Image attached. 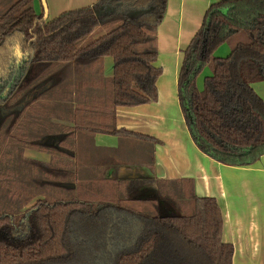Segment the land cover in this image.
<instances>
[{"label":"trees","instance_id":"1","mask_svg":"<svg viewBox=\"0 0 264 264\" xmlns=\"http://www.w3.org/2000/svg\"><path fill=\"white\" fill-rule=\"evenodd\" d=\"M166 9L167 0H98L47 21L34 0H18L0 13V264H91L113 252L114 264L233 263L218 201L198 196L192 179L108 178L100 164L85 167L77 142L89 130L158 143L115 120L118 106L158 100ZM203 22L180 72L188 126L216 161L253 165L264 155V100L252 87L264 81V0H222ZM97 27L105 32L93 37ZM222 45L225 56L216 54ZM61 87L65 100L43 99ZM27 147L52 161L26 158ZM150 183L156 196H131ZM162 202L177 213L161 214Z\"/></svg>","mask_w":264,"mask_h":264},{"label":"crops","instance_id":"2","mask_svg":"<svg viewBox=\"0 0 264 264\" xmlns=\"http://www.w3.org/2000/svg\"><path fill=\"white\" fill-rule=\"evenodd\" d=\"M96 1L47 0L49 19ZM220 1L167 0L157 32L155 64L162 69L157 81L158 100L116 108L117 128L155 138L158 143L89 130L82 131L77 142L87 163L85 167L100 164L105 167L108 178V173L115 168L138 164L147 170L146 174L127 179H192L198 196H211L218 201L223 213V240L235 247L232 264H264V155L249 166L216 161L195 143L180 100L179 79L185 51L201 30L207 11ZM34 8L39 14L44 11L40 0H34ZM97 29L98 36L104 34L103 27H97L94 32ZM219 49H222L221 54L230 52L227 45ZM113 64V58H105L106 76H112ZM207 75H211V71L205 67L197 79L199 89L203 88ZM252 87L264 100V81L254 82ZM134 143L139 147L135 152L132 150L130 160L126 155L135 147ZM149 195L156 196L157 192L152 190Z\"/></svg>","mask_w":264,"mask_h":264},{"label":"rangeland","instance_id":"3","mask_svg":"<svg viewBox=\"0 0 264 264\" xmlns=\"http://www.w3.org/2000/svg\"><path fill=\"white\" fill-rule=\"evenodd\" d=\"M16 1H18V0H0V13L2 14V13H4V12H6V10H7V7L9 6V5H11V4H13V3H15ZM47 21L49 20V21H52V20H54V19H49V16L47 17V18H45ZM45 20V21H46ZM98 29L94 32V34H93V37H96V36H98ZM222 53V49H218L217 50V52H216V54H221ZM221 55H227V53L226 54H221ZM104 67V69H105V65L103 66ZM109 73H107V75H108ZM104 76L105 77H107L106 75H105V70H104ZM107 78H109V77H107ZM74 83H75V80L72 82V83H70L71 85H74ZM57 88V87H56ZM70 89H73V87H71ZM55 90H57V91H55ZM54 91H50V92H48V93H45L44 95H43V99L45 98V99H47V100H50L51 98H52V94H55L56 92H57V94L56 95H58V96H62V99L63 100H65V98H66V93L68 92V88H60V89H55ZM57 121V120H56ZM2 136V135H1ZM95 136V135H94ZM56 139H58V138H56ZM4 144L5 145H8V144H10V139L9 138H6L5 139V142H4ZM48 144L50 145V147H51V142H48ZM134 145H135V147H131V149H130V152H129V155H126L127 157H129V159L130 160H132L131 159V157L133 156V152H132V150H134V152L136 151V149L139 147V145H137L136 143H134ZM53 147H55V146H53ZM22 154H23V156H25L26 158H28V157H31V158H33V159H37V160H39V161H43V162H45V160H47V162H49V161H52V154L49 152V151H40V150H35V149H33V148H29V147H27V148H24L23 150H22ZM146 172H147V170H145L141 165H138V164H135V165H132V166H121V167H118V168H115L114 169V171H110L109 173H108V175L110 176V177H112V178H126V177H131V176H133V175H145L146 174ZM47 180V184L52 180V181H55V180H53V177L51 176V178L50 179H46ZM46 180H42V181H46ZM50 180V181H49ZM51 181V182H52ZM63 185H66V186H73V185H71V184H66V183H63L62 184V186ZM154 188V189H153ZM153 190V192L156 194V190H157V187L156 186H154V185H150V186H143V187H141V188H139V189H136L135 191H133V193H132V197H137V198H148L150 195H149V193L151 192ZM43 194H40V195H38L37 197H35V198H33L32 199V201L31 202H29V204H23V207H22V210L24 211V210H26V209H28L30 206H33L37 201H38V199L39 198H43ZM160 210H161V214H164V215H168V213H177V208L176 207H174L173 205H171V204H169V203H166V202H162L161 203V208H160ZM112 254V255H111ZM114 252L113 253H107V254H105V256L104 257H106V256H110V258H107L106 260H101L100 259V261H98V260H96V259H94V257H92V259H91V261H90V263L91 264H96V263H99V264H114ZM83 262L85 263V259H83Z\"/></svg>","mask_w":264,"mask_h":264},{"label":"water","instance_id":"4","mask_svg":"<svg viewBox=\"0 0 264 264\" xmlns=\"http://www.w3.org/2000/svg\"><path fill=\"white\" fill-rule=\"evenodd\" d=\"M40 1L42 3V7L44 9V19H45L49 16V8L47 6V0H40ZM135 198H137V197H135Z\"/></svg>","mask_w":264,"mask_h":264}]
</instances>
